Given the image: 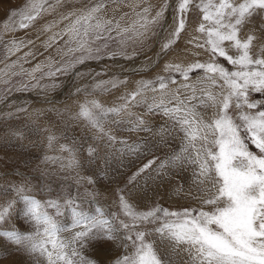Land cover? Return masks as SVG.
Here are the masks:
<instances>
[{
    "label": "snow or ice",
    "instance_id": "6c2138e0",
    "mask_svg": "<svg viewBox=\"0 0 264 264\" xmlns=\"http://www.w3.org/2000/svg\"><path fill=\"white\" fill-rule=\"evenodd\" d=\"M45 3L28 0L11 16H18L19 27L25 28ZM168 7L165 0L154 16H149V7L144 8L122 33H130L128 39L142 37ZM103 8L98 3L70 14L74 19L66 32L76 48L69 51L82 53L76 62L92 56L91 42L111 30L112 22L99 15ZM193 9L200 14L196 27L200 37L189 43L202 37L194 46L207 53V60L168 63L167 77L139 81L134 91L120 98L121 104L105 107L90 100L79 105L75 114L97 142L84 149V162L100 161L99 179L111 180L115 155L111 149L117 144L120 157L139 158L154 148L168 149L163 159L153 155L127 177L123 187H117L112 206L118 211L101 205L99 192L87 188L83 196L68 192L43 200L29 194L33 186L26 179L10 185L15 195L0 204V241L27 254L30 264H264V0H177L175 27L163 51L179 39ZM197 71L202 75L191 80ZM173 73L181 78L178 85ZM109 83L116 86L114 81ZM148 92L153 95L148 97ZM139 106L144 112L134 113L132 108ZM156 116L163 123L150 119ZM121 124L127 125L124 130L129 133L148 135L131 142L118 139L109 125ZM56 140L48 135L49 149ZM99 142L109 150L103 156ZM74 144L59 145L67 157L44 159L66 160L61 169L76 171L78 185L94 186L93 176L80 175L83 165ZM187 171L200 207L137 206L133 197L146 195L150 181Z\"/></svg>",
    "mask_w": 264,
    "mask_h": 264
},
{
    "label": "rangeland",
    "instance_id": "374dc122",
    "mask_svg": "<svg viewBox=\"0 0 264 264\" xmlns=\"http://www.w3.org/2000/svg\"><path fill=\"white\" fill-rule=\"evenodd\" d=\"M164 2L165 0H46L40 15L28 23L27 27L20 28V18L18 16L13 18L11 13L22 10L28 0H0V204H4L15 195L10 185L20 184L26 179L33 186V191L29 194L39 199L56 198L68 192L83 196L87 188L89 191L99 192L97 200L101 205L118 211L117 207L112 206L116 199L117 187H123L127 177L153 155L159 159L164 158L168 151L165 147L154 148L152 153L139 158L120 157L115 151L120 147L117 144L111 149V152L115 153L109 169L111 180L99 179L97 169H103L100 161L94 165L84 162L86 160L84 149L88 144L97 146V142L92 140V131L87 124L74 118L79 105L86 101L97 100L105 107L121 104L120 98L134 91L139 81H155L158 76L167 77L169 73L164 71V66L168 63L187 64L208 59L207 53L194 46L196 42L202 41V37L189 43L194 37H200L196 31L200 14L195 9L187 15L186 27L176 43L169 50H162V45L170 38L175 27L177 0H168L169 7L164 17L160 22L150 26L142 37L128 39L127 35L130 33H122V29L128 28L139 19L137 14H143L144 8L149 7V16H154ZM98 3L104 5L99 15L112 22L109 25L111 30L104 31L100 39L91 42L92 56L82 62H76V58L82 53L69 51L76 48L75 42L70 40L66 32L74 19L70 14L79 13ZM169 12L170 14H167ZM150 51L162 55L153 62ZM123 59L129 63H136V68L129 69L126 74L122 73V70L116 71L117 68L119 70L124 66ZM91 64L94 68L95 66L108 68L107 73L104 74L101 69L94 72ZM65 65L70 67L65 68ZM50 71L55 75H48ZM199 75H202V72L191 74V80H195ZM172 76L178 85L181 78L175 73ZM111 81L116 82L115 87L109 83ZM63 86L66 91L68 88L67 98H61L63 91L58 92L60 97L49 96ZM74 87L75 90H72ZM71 90L75 91V94H70ZM18 94H25L27 100L21 99ZM36 94L48 98L44 96L40 98ZM146 95L151 97L153 93L148 92ZM79 96L86 100L83 101L81 98L78 100ZM144 110L143 106L132 108V111L138 114ZM150 119H154L156 124L163 123L159 116ZM109 127L118 139L127 138L129 142L137 139V136L143 139L148 135L129 133L124 130L127 125L123 124ZM50 133L57 137L51 149L47 146V137ZM73 142L80 150L78 155L83 165L79 170L80 175L93 176L96 179L94 186L86 182L78 185L76 171L61 169V163H66V160L44 159L45 156L67 157L66 152L59 151V145L71 146ZM98 147L101 156L109 151L105 149L103 142H99ZM174 147H178V142ZM252 150L255 151L254 147ZM190 177L191 172L187 171L179 176L150 181L146 195L133 199L141 209L157 203L169 210L198 208L199 201L193 198L198 194L197 188L191 184ZM143 183L141 178V186ZM189 192L192 195H189ZM88 206L87 203L84 204V207ZM16 223L20 224L21 221L17 219ZM0 264H30V260L27 254L15 251L13 245L0 241Z\"/></svg>",
    "mask_w": 264,
    "mask_h": 264
},
{
    "label": "bare ground",
    "instance_id": "6f19581e",
    "mask_svg": "<svg viewBox=\"0 0 264 264\" xmlns=\"http://www.w3.org/2000/svg\"><path fill=\"white\" fill-rule=\"evenodd\" d=\"M167 14H170V12L169 13H167ZM169 21V20H168ZM167 21V22H168ZM46 29V28H45ZM148 52V51H147ZM153 51H150L149 53L151 54V61H153L154 62V60L156 59V58H158V57H160V55H162V54H157V53H152ZM148 53V54H149ZM139 57V56H138ZM165 58H167V57H165ZM139 59V58H138ZM168 59H170V58H168ZM146 60V59H145ZM121 61V60H120ZM123 61H124V63L122 64V65H124L125 66V68H121V69H119V70H117L116 69V71H121L122 73H124V74H126V72H128V70L129 69H134V68H136V66H135V64L136 63H129V62H127V60L126 59H123ZM139 61V60H138ZM122 62V61H121ZM136 62V61H135ZM146 62V61H145ZM90 66V65H89ZM94 65H92L91 64V66L90 67H93ZM83 67V66H82ZM86 67V66H85ZM144 67V66H143ZM82 70H83V68H81ZM97 69H101L102 71H104L103 73L105 74V72L107 71V69L108 68H106V67H98V66H95V68L93 67V71L95 72V70H97ZM140 69H141V67H140ZM143 69V68H142ZM145 69V68H144ZM78 71H79V69H77ZM110 70V69H109ZM115 70V69H114ZM77 71V72H78ZM97 71H99V70H97ZM133 71V70H132ZM101 73V72H100ZM107 73V72H106ZM94 77V76H93ZM106 79V78H105ZM88 80V79H87ZM86 81V80H85ZM83 82V81H82ZM94 83H96V82H94ZM93 83V84H94ZM97 84V83H96ZM77 85V87H78V84H76ZM68 86V85H67ZM66 87V86H65ZM60 90H56L53 94L52 93H50L49 94V96L50 95H52L51 97H60V96H58L60 93H58L59 91L61 92V91H63L64 92V94H63V96H61V98H67L66 96H68V88H66L67 89V91L65 90V88H64V86L63 87H60L59 88ZM72 90H75V87L74 88H71ZM71 90V93L70 94H75V91H72ZM47 91V90H46ZM97 91H99V90H97ZM63 92H61V93H63ZM38 93V92H37ZM55 94V96H53ZM95 94V93H94ZM38 97H40V98H42V96H44V97H47L48 98V96H45V95H42L41 96V94H36ZM48 95V94H47ZM96 95V94H95ZM18 96L21 98V99H25V100H27L26 99V97H25V94H18ZM94 96V95H93ZM78 97V96H77ZM81 98V100H86V99H84V97H81V96H79V98H78V100ZM76 99V98H75ZM24 100V101H25ZM65 101V100H64ZM82 102V101H81ZM79 103V102H78ZM38 104V103H37ZM63 104V103H62ZM58 105V104H57ZM65 105H66V103H65ZM73 106V105H72ZM77 106V105H76ZM78 107V106H77ZM189 189H191V188H189ZM167 200V199H166ZM174 201V200H173Z\"/></svg>",
    "mask_w": 264,
    "mask_h": 264
}]
</instances>
